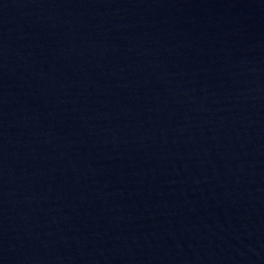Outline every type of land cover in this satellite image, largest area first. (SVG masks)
I'll return each mask as SVG.
<instances>
[{
    "label": "water",
    "instance_id": "1",
    "mask_svg": "<svg viewBox=\"0 0 264 264\" xmlns=\"http://www.w3.org/2000/svg\"><path fill=\"white\" fill-rule=\"evenodd\" d=\"M0 264H264V0H0Z\"/></svg>",
    "mask_w": 264,
    "mask_h": 264
}]
</instances>
